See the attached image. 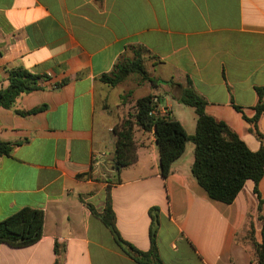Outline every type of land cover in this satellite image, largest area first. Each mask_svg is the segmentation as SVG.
<instances>
[{
    "label": "crops",
    "instance_id": "crops-1",
    "mask_svg": "<svg viewBox=\"0 0 264 264\" xmlns=\"http://www.w3.org/2000/svg\"><path fill=\"white\" fill-rule=\"evenodd\" d=\"M132 48L162 81L148 83L158 116L171 113L195 133V111L187 120L179 101L190 82L208 115L259 150L244 117L255 115L264 87V0H0V91L12 69L41 77L40 89L0 108V140L19 143L0 157V222L24 208L44 213L40 241L2 244L0 264H139L94 214L107 190L121 237L139 251L150 250L157 214L164 264H257L263 223L252 181L232 204L212 200L192 175L190 144L164 179L154 131L136 132L134 165L114 167L113 129L132 113L134 92L127 100L100 78ZM259 190L264 201V177Z\"/></svg>",
    "mask_w": 264,
    "mask_h": 264
},
{
    "label": "trees",
    "instance_id": "trees-1",
    "mask_svg": "<svg viewBox=\"0 0 264 264\" xmlns=\"http://www.w3.org/2000/svg\"><path fill=\"white\" fill-rule=\"evenodd\" d=\"M134 51L133 58H121L110 74L100 80L111 87H117L129 80H138L139 85H159L162 81L152 78L146 69L142 50ZM41 77L25 69L9 71V85L0 91V108L11 109L22 95L40 89ZM166 83V82H165ZM258 102L255 115L246 121L251 124V133L260 141L258 151H252L246 143L224 121L218 120L206 112L207 102L189 82L183 90L180 103L194 109L197 121L193 135L187 133L184 126L171 113L166 117L152 114L158 108L157 98L153 94L139 98L134 112L113 129L116 137L115 162L117 170L134 165L138 160L136 132L154 131L159 151L160 172L164 179L172 173V165L186 151L189 143L194 145L192 175L212 200L232 204L248 181L254 183V193L258 198V219L262 221L261 242L256 244L254 260L264 264V201L259 185L264 177V133L258 128V122L264 113V87L256 89ZM43 107L30 111H17L21 116L33 115L44 110ZM239 110V108H237ZM19 145L0 140V157L9 156L14 146ZM90 207V206H89ZM93 211V209H92ZM94 214L110 230L116 244L139 264H164L157 248L158 218L151 213L150 250L142 252L126 242L116 227V215L112 209L110 191L107 190L106 206L101 214ZM43 211L24 208L0 222V246L6 244L12 248H25L40 241L43 236ZM55 264H59L56 262Z\"/></svg>",
    "mask_w": 264,
    "mask_h": 264
},
{
    "label": "rangeland",
    "instance_id": "rangeland-1",
    "mask_svg": "<svg viewBox=\"0 0 264 264\" xmlns=\"http://www.w3.org/2000/svg\"><path fill=\"white\" fill-rule=\"evenodd\" d=\"M121 86L124 90V93H126V96H127L126 99L128 98L127 100H130V97H131V103H133V105L132 104L130 105L129 110L132 111V113L134 112V106H135L136 101L139 98L150 94L152 91V88L149 86L148 83L144 84V85H139L138 80H135V79L129 80V81L121 84ZM130 91L134 92V94L129 97L128 95H130ZM181 106L183 107V110H185V112L187 114L186 119L188 120V119H190V117L192 118L193 111H192L191 107L185 106L183 104ZM132 113H130V115ZM186 123H188V122H186ZM186 125H187V127H189V124H186ZM189 144L191 146H194L192 143H189Z\"/></svg>",
    "mask_w": 264,
    "mask_h": 264
},
{
    "label": "built area",
    "instance_id": "built-area-1",
    "mask_svg": "<svg viewBox=\"0 0 264 264\" xmlns=\"http://www.w3.org/2000/svg\"><path fill=\"white\" fill-rule=\"evenodd\" d=\"M152 114L157 115V114H156V111H154Z\"/></svg>",
    "mask_w": 264,
    "mask_h": 264
}]
</instances>
